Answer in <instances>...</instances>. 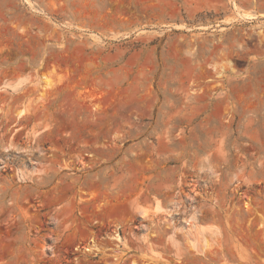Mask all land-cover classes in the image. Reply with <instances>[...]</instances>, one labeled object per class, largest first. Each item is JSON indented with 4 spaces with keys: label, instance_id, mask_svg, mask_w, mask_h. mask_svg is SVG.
I'll return each mask as SVG.
<instances>
[{
    "label": "rangeland",
    "instance_id": "374dc122",
    "mask_svg": "<svg viewBox=\"0 0 264 264\" xmlns=\"http://www.w3.org/2000/svg\"><path fill=\"white\" fill-rule=\"evenodd\" d=\"M0 264H264V0H0Z\"/></svg>",
    "mask_w": 264,
    "mask_h": 264
}]
</instances>
